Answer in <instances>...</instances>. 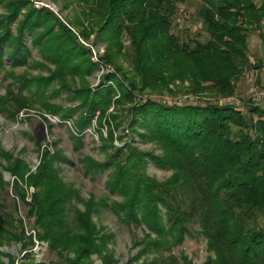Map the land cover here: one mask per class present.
Wrapping results in <instances>:
<instances>
[{"label": "trees", "instance_id": "trees-1", "mask_svg": "<svg viewBox=\"0 0 264 264\" xmlns=\"http://www.w3.org/2000/svg\"><path fill=\"white\" fill-rule=\"evenodd\" d=\"M185 1L60 0L64 7H79L65 25L49 7H34L33 0H0V69L10 79L4 92L0 86V114L12 118L21 108L36 107L58 115L69 121L76 150L84 131L93 128L104 158L81 157L84 174L109 170L105 187L116 195L80 196L59 174L57 164L70 160L56 145H39L34 169L0 146L4 168L13 176L4 180L0 171V248L16 241L24 251L23 261L0 249L7 258L1 256L0 264H117L107 246L114 234L92 218L102 208L126 226L144 228V237L133 244L139 249L123 264H174L173 257L139 258L181 244L192 234L193 219L208 252L202 264H264V110L147 97L164 90L175 94L179 84L183 94L233 95L235 81L251 67L252 32H258L264 57V0H200L196 16L208 34L204 41L187 29L183 40L172 30L178 4ZM79 26L83 35L97 28L96 37L106 44L104 59L116 70L94 86L90 76L98 68L73 30ZM263 61L256 58L254 66ZM133 135L160 152L138 148ZM149 162L170 169V175L150 176ZM9 184L26 219L34 216L35 238L26 235L30 225L15 216L18 201L11 212L6 209ZM29 187L34 191L27 201ZM36 237L61 259L26 260Z\"/></svg>", "mask_w": 264, "mask_h": 264}, {"label": "rangeland", "instance_id": "rangeland-1", "mask_svg": "<svg viewBox=\"0 0 264 264\" xmlns=\"http://www.w3.org/2000/svg\"><path fill=\"white\" fill-rule=\"evenodd\" d=\"M60 1V0H59ZM57 0H33L34 7L46 6L49 7L53 12L58 15V18L65 25L66 21H69L72 15L79 14L77 6L64 7L61 2ZM200 4V0H186L185 2L179 3L178 11L173 18V28L172 30L179 34L183 40L187 36L182 34L184 29H187V33L190 37H196L201 41L206 40L208 34L206 30L203 28L200 20L197 19L196 12L198 6ZM0 12H2V8L0 7ZM84 26H87L84 24ZM79 27H73L75 33L80 34L79 36L84 40L90 43L93 46V49L96 52L97 58L99 62H95L91 59L92 49L90 48V60L96 64L95 72L90 76L91 86L97 85L98 82L103 79L105 74L114 73L116 70L114 66L108 63L104 59L106 44L99 40L96 37L97 28L94 27L93 31L89 32L88 35H83L80 33ZM15 31V30H14ZM125 44L128 46L129 40L127 37H123ZM248 57H252L256 60V58L263 59V50L261 39L258 35V32H252L248 36ZM88 48V47H87ZM129 51V50H128ZM32 53L34 56H37L35 50L32 48ZM126 58L120 57L119 63L123 64L124 69L127 68L128 64H126ZM264 63V61H263ZM106 64V65H105ZM25 68L16 67L14 72L19 74L23 72ZM31 73H34V70H30ZM246 72V69L239 75V79H237L235 86V95L238 96H246L250 92V84L252 83L250 80L243 77V74ZM117 74V73H116ZM120 77V73L117 74ZM260 81L259 83L256 81L257 86H261L264 84V73L259 75ZM0 86L1 92H4L6 85L10 79H5V74L0 69ZM5 79V80H4ZM9 88V87H8ZM173 88V87H172ZM201 95H206L205 92L198 93ZM61 94V96H63ZM145 95V94H144ZM162 95V96H160ZM183 95V88L181 84L176 88L175 94H171L168 91L164 90L159 93H151L147 97L158 98V100L170 99L168 102H185L184 100L179 101L177 97ZM159 96V97H158ZM139 99V98H138ZM55 101L61 102V97L55 98ZM66 103V102H65ZM46 115L48 120L42 119L40 116ZM16 117H9L5 114H0V146L6 151L11 152L12 154H19L22 158H24L31 168L37 166L39 163L38 151L39 145H56L59 147L67 156L70 162H59L57 165L59 166L60 175L63 180L68 184L73 185L78 191L79 195L83 198H88L90 194L94 195L96 198L100 196L106 195V197L114 198L116 195L109 194L108 190L105 187V181L107 179V174L109 170H104L95 175L94 177L91 174L85 175L82 164L80 162V158L85 155H90L95 159L102 160L104 158V152L99 150L98 146L100 144L99 139L97 138L93 128H87L84 131L83 136V144L79 147V149L73 148L72 136L70 134V123L67 120H60L58 115H50V113L44 112L43 109L38 110L35 108H21L17 113H15ZM264 118V116H263ZM124 129L126 128V124H123ZM121 128H119L120 130ZM125 130L124 132H126ZM127 138L132 136L131 132L127 133ZM45 136V137H44ZM138 148L144 150L154 149V152L158 153L160 150L155 148L154 144H151L147 140L138 139L136 135H133ZM120 144V143H119ZM5 161L0 158V171L2 173V178L4 180H12L13 176L5 170L4 165ZM147 173L150 176H154L157 179H163L170 175L171 170L168 168H161L152 163H148L146 168ZM34 191L33 187L28 188V193L26 195V200H30V194ZM5 204L7 211L11 212V207L13 206V201H18L19 210L15 214L16 217H22L24 223L30 225V227H26V235L30 234L35 238V231H39V229L34 225V216H30L28 220L24 216V205L18 200V198H14L11 190L10 184L5 188ZM79 204V203H78ZM93 220L96 222L98 226H103V231H110L114 234L107 246L110 251L116 256L119 260L117 264H123L129 256L132 255L135 251H137L140 247H134V241L140 240L144 237V228L142 226L124 225L116 216L114 212H112L109 208H102L99 212H95L92 214ZM197 219H193L191 222L190 230L191 235L186 236L184 241L173 247H165L164 249H159L157 251L151 249L144 253L139 259V261H149L150 259H155L157 255H161L164 258L175 259L174 264H202L207 256L208 252L205 250V240L202 236H197L195 232V228L198 227L196 223ZM29 221V223H28ZM35 240V239H34ZM36 243L28 252L29 257L26 260H30L31 257L35 258V261H48V260H56L59 259L55 251L50 250L47 247V242L45 240L37 239ZM1 250L8 252L11 256L15 258H20L19 260H23L22 258L24 251L21 249V245L19 242L11 241L8 244H5L0 248ZM2 255L0 254V257ZM3 259H6V256H2ZM93 259L96 262H99V259L96 254L92 255ZM182 258H186V262H183ZM61 259V258H60Z\"/></svg>", "mask_w": 264, "mask_h": 264}, {"label": "built area", "instance_id": "built-area-1", "mask_svg": "<svg viewBox=\"0 0 264 264\" xmlns=\"http://www.w3.org/2000/svg\"><path fill=\"white\" fill-rule=\"evenodd\" d=\"M77 34V33H76ZM78 40L85 46L90 47L92 49L91 53V59L95 62H99V59L97 58L96 52L93 49V46L88 43L87 41H84L79 34H77ZM89 48V49H90ZM91 51V50H90ZM249 62L251 63V67L246 70V72L243 74V77L250 80L252 83L250 84V92L246 96H238V95H225V96H218L216 98H212L206 95L201 94H183L177 99L179 101L184 100L185 102L189 103H197V102H207V101H216L219 104L222 105H230L233 104L237 108H244L246 105H253L256 106L262 110H264V84L261 86L256 85V81L259 78V75L264 73V63L261 65V67H255V59L252 57H249ZM106 65V64H105ZM162 96V95H160ZM159 97V96H158ZM158 100V98H155ZM170 99H167L164 97L161 101H168Z\"/></svg>", "mask_w": 264, "mask_h": 264}, {"label": "crops", "instance_id": "crops-1", "mask_svg": "<svg viewBox=\"0 0 264 264\" xmlns=\"http://www.w3.org/2000/svg\"><path fill=\"white\" fill-rule=\"evenodd\" d=\"M5 261H7V258L5 259ZM16 261H17V259H16Z\"/></svg>", "mask_w": 264, "mask_h": 264}, {"label": "water", "instance_id": "water-1", "mask_svg": "<svg viewBox=\"0 0 264 264\" xmlns=\"http://www.w3.org/2000/svg\"><path fill=\"white\" fill-rule=\"evenodd\" d=\"M35 167H36V166H35ZM35 167H33V169H34Z\"/></svg>", "mask_w": 264, "mask_h": 264}]
</instances>
